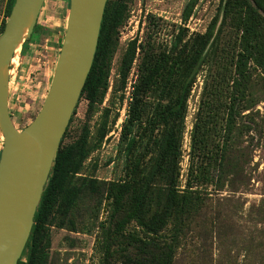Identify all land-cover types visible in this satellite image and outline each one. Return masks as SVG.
Segmentation results:
<instances>
[{"label":"rangeland","instance_id":"obj_1","mask_svg":"<svg viewBox=\"0 0 264 264\" xmlns=\"http://www.w3.org/2000/svg\"><path fill=\"white\" fill-rule=\"evenodd\" d=\"M219 1L198 0L185 21L182 11L187 0H125V19L115 33L107 61L105 92L91 108L84 96L79 98L64 132L62 147L83 139L86 151L79 170L70 173L63 185L62 194L74 186L79 191L64 223L58 226V217H54L49 225L45 264H103L102 249H96L95 243L105 217L107 188L113 181L139 178L146 172L164 130L155 112L175 98L179 78L173 76L166 82V72L159 68L143 96L139 118L129 122L133 85L145 67L157 65L162 55H172L183 43L189 45L193 36L203 33ZM68 7L69 0H44L32 36L17 48L10 71L8 110L18 130L33 119L45 98ZM131 40L136 41V56L121 86V59ZM219 48L198 66L186 99L176 185L179 191L190 190L197 210L184 222H176L179 226L183 223V230L172 264H264V70H253L251 106L242 113V132L237 136L243 148L237 156V175L226 174V179L233 180L225 181L220 189L207 178L187 184L191 133L204 82L219 62ZM213 129L208 134L211 141L218 138ZM154 183L160 186L163 179L158 177ZM113 250L110 264H121L119 246L115 244ZM20 261L25 263V254Z\"/></svg>","mask_w":264,"mask_h":264},{"label":"trees","instance_id":"obj_2","mask_svg":"<svg viewBox=\"0 0 264 264\" xmlns=\"http://www.w3.org/2000/svg\"><path fill=\"white\" fill-rule=\"evenodd\" d=\"M197 1L187 0L183 20L189 18ZM13 3L14 0H6L0 31ZM125 10V0L106 1L92 65L80 93L90 108L101 99L107 87V61L114 48L115 33L125 19ZM31 36L32 33L25 41ZM218 45L219 62L209 74L211 78L204 82L191 133L187 184L207 178L215 189H220L225 181L233 180L226 179V174L237 175V156L243 149L237 136L242 132V113L251 106L253 70H264V0H220L203 33L193 36L189 45L183 43L172 55H162L157 65L145 67L139 75L131 92L129 122L139 118L143 96L154 83L159 68H164L166 82L173 76L179 78V89L173 100L155 112L154 117L157 122H163L164 130L146 172L139 178L113 181L107 188L105 217L100 222L95 243L96 249L98 246L102 249L103 264H110L115 244L120 248L121 264H172L176 241L183 230V223L179 226L176 222H184L197 210L190 190L179 191L176 185L186 99L198 66L210 53L216 52ZM136 48V41L131 40L122 56L121 86L125 85ZM211 128L218 136L214 141L208 139ZM63 138L64 134L22 251L26 261L22 263L19 258L17 264L46 263L49 225L54 217H58V226L62 225L77 197L78 187H72L67 194H62V188L67 176L79 170L86 145L80 139L62 147ZM213 170L216 173L212 174ZM131 172H134L132 168ZM158 177L163 179L160 186L154 183Z\"/></svg>","mask_w":264,"mask_h":264},{"label":"water","instance_id":"obj_3","mask_svg":"<svg viewBox=\"0 0 264 264\" xmlns=\"http://www.w3.org/2000/svg\"><path fill=\"white\" fill-rule=\"evenodd\" d=\"M107 0H69L66 25L45 98L15 128L8 110L16 51L32 33L44 0H14L0 31V264H17L69 120L90 71Z\"/></svg>","mask_w":264,"mask_h":264},{"label":"crops","instance_id":"obj_4","mask_svg":"<svg viewBox=\"0 0 264 264\" xmlns=\"http://www.w3.org/2000/svg\"><path fill=\"white\" fill-rule=\"evenodd\" d=\"M5 3H6V0H0V24H1V20L3 18V11H4V7H5Z\"/></svg>","mask_w":264,"mask_h":264},{"label":"bare ground","instance_id":"obj_5","mask_svg":"<svg viewBox=\"0 0 264 264\" xmlns=\"http://www.w3.org/2000/svg\"><path fill=\"white\" fill-rule=\"evenodd\" d=\"M15 59V58H14Z\"/></svg>","mask_w":264,"mask_h":264}]
</instances>
